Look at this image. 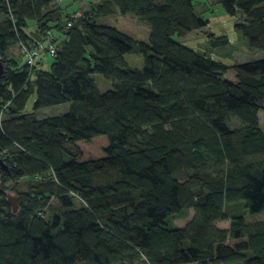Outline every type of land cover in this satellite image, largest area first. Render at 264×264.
I'll use <instances>...</instances> for the list:
<instances>
[{"label": "trees", "instance_id": "obj_1", "mask_svg": "<svg viewBox=\"0 0 264 264\" xmlns=\"http://www.w3.org/2000/svg\"><path fill=\"white\" fill-rule=\"evenodd\" d=\"M196 1L91 0L67 27L72 14L55 0H0V55L47 31L56 49L48 68L40 61L29 72L10 57L0 77V153L9 166L0 264H264V221L247 224L226 210L243 201L248 214L264 213V58L225 63L183 44L207 24ZM216 1L243 16L234 31L264 52V0ZM115 15L146 24L147 41L99 23ZM209 38L213 48L230 44ZM139 51L142 69L130 68L125 55ZM229 71L234 82L221 77ZM91 74L112 89L99 92ZM60 104L69 111L35 118ZM22 180L25 191L11 194L5 183ZM53 200L62 210L49 217ZM186 209L192 219L169 229L167 218Z\"/></svg>", "mask_w": 264, "mask_h": 264}, {"label": "rangeland", "instance_id": "obj_2", "mask_svg": "<svg viewBox=\"0 0 264 264\" xmlns=\"http://www.w3.org/2000/svg\"><path fill=\"white\" fill-rule=\"evenodd\" d=\"M71 1V2H70ZM86 4H83V9L87 8ZM66 6L67 13H73L78 9V3L72 0L64 1L62 3ZM194 13L197 17L202 18L207 22L206 27L200 30H195L190 33L185 34L181 39H179L183 44L187 47L193 48L197 50L199 53L204 54L207 57H213L218 60H222L225 63H235L241 64L245 62H249L252 60H258L264 58V52L256 49L248 48L245 39L242 37L240 32L234 31V26L238 23H244V18L241 15H236L231 17L227 15L222 6L218 4L216 0H197L194 3ZM3 20V17L0 15V22ZM33 22H29L30 28L28 31L31 32V28ZM99 23L107 24L113 26L125 34L132 37L135 41L146 42L149 34V27L141 22H138L133 16H121L115 15L112 17L102 18L99 20ZM212 37H222L227 36L230 40V44L226 47L222 48H213L210 45V38ZM209 41V42H208ZM13 53L5 54L4 56L12 57L18 56L19 63H22L20 58L19 45H14ZM3 56V55H2ZM17 58V57H15ZM47 62H43L42 67L44 69L48 68L50 65L51 59L49 57L46 58ZM125 60L130 68L141 70L143 66V55L141 52H132L130 54L125 55ZM223 79H227L230 81L234 80V73L232 71L227 72L226 74L221 76ZM91 78L93 79L97 89L99 92L103 93L110 89H112V81L107 80L100 74H91ZM35 100V92L30 93L28 96L26 106L24 111L26 113L32 112V105ZM68 104H60L51 106L45 109H40L35 112V118L40 119L44 117H52L65 114L69 111ZM4 115H2V119ZM259 126L262 132L264 133V109H261L258 114ZM228 124L231 128H239L241 125L238 121L233 118H229ZM189 173H178L175 175L177 178H183L188 176ZM2 182V178L0 177V183ZM8 190L11 191V194H19L25 191L27 182L24 181L21 184H10L5 183ZM75 206H79L80 202L78 198H73ZM237 205L226 207L228 211L227 214L231 215H240L244 218L247 224H253L264 221V213L250 215L248 214L246 208L244 207V202L235 203ZM228 206V205H227ZM50 210L47 212V216L51 217L52 214H59L62 209H60L59 204L56 200H53L50 204ZM193 217V210H183L177 216H169L166 220V225L169 229L172 228H182L184 227ZM217 227L227 229L229 227V221H225L224 223L218 224ZM252 256V253H249ZM80 264V263H77Z\"/></svg>", "mask_w": 264, "mask_h": 264}, {"label": "built area", "instance_id": "obj_3", "mask_svg": "<svg viewBox=\"0 0 264 264\" xmlns=\"http://www.w3.org/2000/svg\"><path fill=\"white\" fill-rule=\"evenodd\" d=\"M8 1V0H7ZM64 1L68 0H55L57 3H63ZM78 3V5L81 4L82 0H72ZM81 16V12L79 9L71 15V19L67 21L66 26L70 27L72 24V21L76 20ZM19 45V51H20V58L22 60V63L27 65L29 67V72L33 71V67L43 59L49 57L50 59L55 57V46L53 44V37L52 33L50 31H47L43 37L31 44H24V43H18ZM0 59L3 63L4 72L11 69V58L7 56L0 55ZM6 105L3 106L0 110V122L2 120V112L5 109ZM5 152L1 153V156L3 159H5ZM1 177V172H0Z\"/></svg>", "mask_w": 264, "mask_h": 264}, {"label": "water", "instance_id": "obj_4", "mask_svg": "<svg viewBox=\"0 0 264 264\" xmlns=\"http://www.w3.org/2000/svg\"><path fill=\"white\" fill-rule=\"evenodd\" d=\"M4 74V68H3V63L0 59V77ZM0 172L4 175L7 176L9 175V166L6 164L4 161L3 157L1 156L0 153ZM7 203L9 207L11 208L13 213H17L18 211V206L16 203V198L13 195H8L7 197Z\"/></svg>", "mask_w": 264, "mask_h": 264}, {"label": "crops", "instance_id": "obj_5", "mask_svg": "<svg viewBox=\"0 0 264 264\" xmlns=\"http://www.w3.org/2000/svg\"><path fill=\"white\" fill-rule=\"evenodd\" d=\"M86 1L89 2V1H91V0H83L82 3L86 4ZM81 7L83 8V4H82ZM77 10H78V9H77ZM77 10H75L73 13H75ZM73 13H70V14H73ZM32 26H33V25H32ZM27 34H28L29 36H31V38L34 39V40H36V39L38 38V37H37L38 34L35 33V29H34V27L31 28V32H30V31H27ZM11 50H13V47H10V49H9L10 54L13 55V53L11 52ZM8 54H9V52H8ZM15 57H17V58H15ZM12 58H14V59H16V60L19 59L18 56H17V54H16V56H12ZM44 61L47 62L48 60H46V58H45V59H43V60L41 61V63L43 64ZM43 118H47V117H44V116H43ZM43 118H40V119H43ZM24 180H25V179H24ZM24 180H22V181H20V182H17V183H18V184H21L22 182H24ZM11 184H14V183L11 182Z\"/></svg>", "mask_w": 264, "mask_h": 264}, {"label": "bare ground", "instance_id": "obj_6", "mask_svg": "<svg viewBox=\"0 0 264 264\" xmlns=\"http://www.w3.org/2000/svg\"><path fill=\"white\" fill-rule=\"evenodd\" d=\"M71 2V1H70ZM22 42V41H21ZM33 43V42H32Z\"/></svg>", "mask_w": 264, "mask_h": 264}]
</instances>
